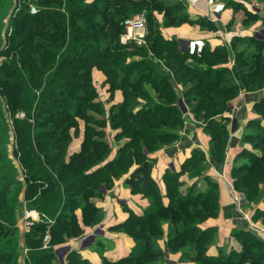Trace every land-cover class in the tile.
<instances>
[{
    "label": "trees",
    "instance_id": "16d2710c",
    "mask_svg": "<svg viewBox=\"0 0 264 264\" xmlns=\"http://www.w3.org/2000/svg\"><path fill=\"white\" fill-rule=\"evenodd\" d=\"M34 2L38 11L32 14L29 3L24 4L16 14L9 34L7 30L8 36L0 51L11 58L0 65V94L8 108L14 113L34 110L40 116L38 110H51L53 105L47 123H43L40 117L35 123L25 118L13 121L20 146L14 153L21 154L20 161L29 174L23 188V199L30 208L37 209L43 215L42 220L35 222L25 233L28 248L25 264H59L54 246L65 234H79L82 231L75 214V209L81 205L77 196L81 195L82 199L88 201V196L93 195L101 184L107 186L112 177L127 172L134 160L137 166L125 178V183L133 191L151 197L157 205L154 218L145 219L139 227L138 231L145 239L160 234V224L169 221L179 229L169 238L168 247L172 251L185 250L188 257L198 264H241L245 261L264 264V243L253 236L241 239L243 248L238 256H234L233 252L220 256L207 254L214 240V229H202L199 224L218 213L215 191L181 195L178 189V178L184 171L193 174L204 170L205 157L201 150L193 151L181 171L171 169L167 179L170 186L167 191L170 199L168 205L163 204L162 195L152 179V159L149 157L154 148L171 143L177 137L175 131L182 111L178 106L180 93L175 88L176 83L180 82L190 85L192 93L185 92L181 96L197 118L202 115L206 119L208 127L205 128L212 136L211 153L217 162L223 161L228 130L225 123L227 118L222 114L228 110V100L240 88L255 90L264 87V64L255 59L260 57V52L253 54L251 59L239 61L241 67L254 66L252 71H246L247 78H242V85L227 84L220 80L225 69H213L214 64L227 61L225 49L203 51L199 58L206 67L190 66L186 61L190 54L178 49L176 38H164L160 23L152 12L148 14L147 45L120 43L124 20L132 16L141 4L164 5V25L191 21L179 13V4H168L163 0ZM230 2L237 8L241 6ZM101 35L105 39L115 40L113 47L110 44L101 46L89 40L91 36ZM251 40L253 44L264 47V39ZM127 48L143 52L144 57L126 63L121 67L122 72L117 74L107 65V62L114 60H108L107 53L109 50L116 53ZM71 63L81 65L71 70L67 67ZM93 64L103 71L109 81L113 80L109 86L110 98L115 89L123 91V101L111 105L107 114L104 103L97 99L98 91L90 82ZM117 76L120 79H116ZM85 81H89V84H85ZM148 82L149 87L144 85ZM75 85L79 91H75ZM37 91L46 99L40 97L36 102ZM254 110L264 119L263 99L255 102ZM216 115L221 116L218 121ZM78 118L85 121L84 140L81 149L68 158L66 150L71 139L70 130L78 129ZM49 123L53 125L39 129ZM212 123H217V127L210 129ZM107 126L118 129L116 137L128 139L118 150L117 156L109 161L107 158L112 146L107 141ZM257 139V145L262 146V155H251V161L241 163L232 174L235 187L243 190L248 197L258 196L257 184L264 180V134L260 138L257 136ZM99 164L101 167L90 173L89 170ZM11 192L10 188L0 191V221L8 232L15 235L19 209L24 202L14 205ZM86 207L87 204L84 210ZM87 209H92L91 205ZM48 218L54 222L49 223ZM148 222L151 224L147 227ZM47 230L50 231L51 241L50 246L44 248L43 239ZM188 246L189 250L186 249ZM154 257L155 253L147 248L136 258L106 264H151ZM67 259L71 264H90L77 251L70 252Z\"/></svg>",
    "mask_w": 264,
    "mask_h": 264
},
{
    "label": "crops",
    "instance_id": "0c3cea01",
    "mask_svg": "<svg viewBox=\"0 0 264 264\" xmlns=\"http://www.w3.org/2000/svg\"><path fill=\"white\" fill-rule=\"evenodd\" d=\"M230 1L241 5L240 8L231 4ZM218 3H223L224 8L220 19L216 20L212 15V8ZM168 4H179L181 7L179 13L183 16L186 15L193 22L185 21L179 25H164L162 24L163 14H154L160 23L161 34L169 40L181 36L201 38L205 41L203 51L212 52L216 48L225 49L227 61L214 64L213 69L220 70L234 66V47L238 42L245 41L253 44L251 39H264V0H171ZM210 23L212 27H210ZM254 45L252 46L254 47ZM250 51L252 52V49ZM202 52L189 53L187 63L197 68L206 67V64L199 58ZM93 75L104 85L106 77L102 71L97 70L93 72ZM170 75L173 77L172 73ZM223 75L221 74L220 78ZM189 86L180 82L176 83L175 90L180 93L178 106L182 111L181 121L175 131L177 137L171 143L160 145L151 151L149 154L152 159L150 173L154 184L162 195L163 204L168 205L170 199L167 191L170 186L167 179L171 169H174L175 172L181 171L193 151L201 150L205 157L204 170L195 171L193 174H190L188 170L184 171L178 178L179 192L181 195H185L188 192L215 191L218 213L199 224L202 229H214V240L209 245L207 254L220 256L233 252L234 256H238L243 248L242 238L253 236L264 243V180L257 184L258 196L248 197L243 190L235 187L232 175L233 170L239 168L241 163L246 162L251 155L258 157L262 155L261 145H257V136L260 138L264 134V119L254 110V104L256 101L264 100V87L255 90L240 88L228 100V110L222 114L227 118L225 123L228 130L224 158L223 161L217 162L211 153L212 136L210 132L198 122L196 115H191L185 99L181 96L185 92L191 91ZM108 87L109 85L105 86L103 92L105 95L102 100L107 102L105 106L109 108L113 104L122 102L124 95L123 91L118 88L113 91V96L110 98ZM78 123V129L70 130L68 158L81 149L84 140L85 121L78 118ZM105 131L107 141L112 146L111 153L107 158L109 161L117 156L118 150L128 139L116 137L118 129H112L110 126H107ZM136 166L137 162L134 160L127 172L118 177H112L107 186L101 184L93 195L88 196V201L85 198L82 199L81 195L77 196L76 199L80 200L81 205L75 209V214L82 231L79 234H65L59 244L64 241L65 243L72 241L75 247L74 251H77L90 264H106V262L136 258L147 248L155 253L151 264H198L188 257L185 250L172 251L168 247L169 238L174 236L179 229L169 221L160 224V234L147 239L138 231L145 219L154 218L157 205L151 197L133 191L125 183V178ZM99 167L101 164L91 168L90 173ZM104 189L108 190L106 194L103 192ZM232 189H235L238 194V201L234 199ZM23 197L24 192L22 191L20 200H23ZM85 204L88 208L90 205L92 207L89 211L86 210L87 207L85 208L87 215L84 210ZM151 222H148L147 227ZM98 223L106 224V235L89 249L78 250L76 245L79 237ZM59 264L71 263L66 256L65 259L59 261ZM241 264L253 263L245 261Z\"/></svg>",
    "mask_w": 264,
    "mask_h": 264
},
{
    "label": "rangeland",
    "instance_id": "374dc122",
    "mask_svg": "<svg viewBox=\"0 0 264 264\" xmlns=\"http://www.w3.org/2000/svg\"><path fill=\"white\" fill-rule=\"evenodd\" d=\"M88 2H92L93 0H86ZM165 3L170 2L171 0H163ZM25 3H29L28 7L35 6L38 9V6L35 4L34 0H0V51L5 45L6 38L8 34L11 32V26H13L14 21L16 19V14L18 11H20ZM150 12L154 14H163L165 13V7L164 5H156L149 2L143 3L140 6H138L135 9V12L132 15L135 14H145L147 21H148V14ZM131 16V15H130ZM87 26H90V24H87ZM8 30V34L6 33ZM89 40H94L95 42L99 43L101 46L104 44H110L112 47L115 43V40L113 39H105L103 35L99 37L91 36L89 37ZM253 44L246 43L245 41H240L236 44L234 47V66L232 68H223L225 69V73L223 77L220 79L222 82H225L227 84H238L242 85V78H247V72L248 70H253L254 66H245L241 67L239 65V61L243 59H251L253 57V54L260 52V57H257L255 59L260 61V64H264V47L261 48V46L254 45ZM252 49V52L250 51ZM240 50H243L240 52ZM245 51V52H244ZM145 52H149V50H145ZM239 52V53H238ZM108 60H111V63L107 62V65L109 68L114 69L115 72L121 73L123 67L126 63L130 64L134 60H140L143 59L144 53L141 51H137L135 49H128L127 50H119L116 53H114L112 50L108 51ZM124 55V56H123ZM0 58L2 62L11 60L10 56L2 55L0 53ZM255 60V61H257ZM110 62V61H109ZM3 64V63H2ZM81 64H70L67 66L71 70H76ZM90 66V65H89ZM67 68V69H68ZM101 71L96 64H93L92 67V73L90 75L92 86L95 90L99 91L98 100L101 103H105V101L102 100L104 98V89L106 85L110 86V82L113 80L107 79V76L105 75V82L104 85L101 84L98 81V78L96 76L94 77L93 72L95 71ZM103 72V71H102ZM115 79V78H114ZM116 79H120L118 76ZM119 81V80H117ZM85 84H89V81H85ZM256 84V81L254 82V85ZM145 86L149 87V82L144 84ZM246 85V83H245ZM247 86V85H246ZM75 91H79V87L75 85L74 87ZM109 89V87H108ZM46 97L42 96L40 94V91H37L36 94V102H39V98ZM59 97V96H58ZM49 99V98H47ZM52 101V100H50ZM195 102V101H194ZM35 105V104H34ZM188 106L189 111L191 112L192 116H195L194 112H192V109L190 110ZM106 108V114L108 112V106H105ZM53 109V105H52ZM52 109H41L38 110V114L40 116L36 115L34 110H21L19 112H12L11 108H8V105L6 104L5 99L0 94V191H2L4 188H10L11 189V201L14 205H17L19 203L22 204V201L24 202L23 205L27 204L26 206L29 207V203L27 201L20 200L21 192L23 191V188L25 187L28 177V169L24 167V163H22L21 160V154L14 153L15 149H19L18 141H17V133L15 132V126L13 124L14 119L17 120V118L20 119H30L31 122L35 123L36 119L40 117V120L44 123H47L48 117L52 114ZM87 110H90L89 108ZM20 113H24L23 116H20ZM97 115L98 113L95 112ZM216 121L219 120V116L216 115ZM198 122L201 123L204 127H208L206 119L201 115L198 117ZM208 119L207 121H209ZM53 125V124H43L41 128L39 129H45L46 127ZM17 127V126H16ZM217 127V123H212L209 125L210 129H214ZM17 129V128H16ZM262 149V146H261ZM67 153V150H66ZM65 153V154H66ZM67 156V155H66ZM251 161L250 158H248L246 161ZM255 177V176H254ZM22 207V205L20 206ZM18 227V226H17ZM15 235L11 232H8L7 227L3 225L0 221V264H25V252L24 250L28 249L26 247V241L24 239L25 234L22 230L17 228ZM15 237V238H14ZM10 239H13L11 241ZM188 246L186 249L189 250ZM20 254H18V252ZM196 251V250H195ZM23 252V253H22ZM4 253V254H2ZM197 253V252H195Z\"/></svg>",
    "mask_w": 264,
    "mask_h": 264
},
{
    "label": "built area",
    "instance_id": "2783aa9c",
    "mask_svg": "<svg viewBox=\"0 0 264 264\" xmlns=\"http://www.w3.org/2000/svg\"><path fill=\"white\" fill-rule=\"evenodd\" d=\"M224 8L223 3L215 4L212 8V15L214 19H220L221 12ZM30 13L34 14L38 11L37 7L31 6L29 8ZM124 30L120 35V43L123 45H128L130 43H134L138 46L147 45V34H148V25L147 18L145 14H135L124 20ZM176 41L178 44V49L181 52H188L190 54H198L203 51L205 46V41L201 38H189V37H176ZM2 60L0 58V65H2ZM24 113H20V116H23ZM174 170V169H173ZM106 194L108 191L103 190ZM233 197L236 201L239 200V196L236 193L235 189H232ZM43 215L35 208L27 207L25 204L22 205L19 209L17 226L23 233H27L32 225L35 222L41 221ZM49 223H53V219L48 218ZM107 233V227L105 223H98L92 227H90L85 233H83L79 239L77 240L78 244L76 245L78 250H86L91 246L97 243V241L105 236ZM51 234L50 231L47 230L43 239V247L47 248L50 246ZM75 247L72 241L56 244L54 246V253L58 261H62L66 258L69 252L74 251ZM28 249L23 252H27ZM22 252V253H23Z\"/></svg>",
    "mask_w": 264,
    "mask_h": 264
}]
</instances>
